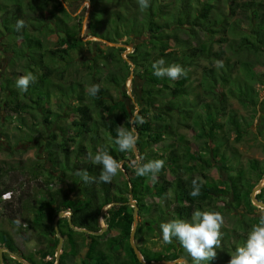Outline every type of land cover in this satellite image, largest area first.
<instances>
[{
	"label": "trees",
	"instance_id": "16d2710c",
	"mask_svg": "<svg viewBox=\"0 0 264 264\" xmlns=\"http://www.w3.org/2000/svg\"><path fill=\"white\" fill-rule=\"evenodd\" d=\"M0 1H4L0 2V23L4 36L21 41L19 46L14 44L11 49L13 54L18 52L14 59L23 61L22 75L30 71L37 77L26 93L20 92L12 80L5 79L0 88L1 106L12 113L40 116L42 125L35 124L33 128H43L45 132L47 126L52 128L60 118L49 107L52 94L56 93L59 108H68L74 118L71 128L61 126L56 131L47 132L45 142L40 144L47 154L45 164L49 162L53 170L40 166L48 181L43 183L45 187L41 188L40 194L37 193L31 208L33 217L27 220V228L21 227L20 232L26 242L36 241L43 247L40 264H56L55 255L60 240L54 223L59 213L65 210L72 211V216L71 219L62 218L58 221V232L64 240V247L68 246L69 250H64L59 264H106V261L108 264L105 246L108 241L116 239L118 243L114 247H107L115 264H141L130 245L134 227V208L129 205L130 201L139 207L140 223L135 245L148 264L178 259H186L191 264V258L187 257L177 241L174 240L168 246L161 243V223L172 219L190 221L194 210L219 211L224 217L229 210L237 213L234 228L231 232L224 231L223 240L228 243L224 260L229 262L231 253L244 244L251 226L258 222V215L254 213L257 207L253 205L250 193L264 180V162L261 164L251 160L248 163L251 172L238 166L232 173L233 161L220 151L225 146L219 136L223 130L220 120L226 115L227 94L234 96L243 106L255 109L262 102L258 103L254 86L253 98H244L242 90L237 92V87H244L243 80L234 78L237 63L228 61L221 68L205 69L199 87L194 86L192 77L199 67L200 59L211 58L214 46L226 43L228 36H237L235 40L240 49L264 53V4L257 0H150V7L141 12L137 0H90V35L110 44H118L126 39L125 44L133 47V52L125 61L122 58L125 48L108 46L104 50L97 41L90 43L92 50L85 69L89 70L91 78L86 84L87 87L100 85L98 95L93 97L87 94L85 86L77 82L67 86L56 82L67 75L70 52L78 51L84 45L77 28L67 25L68 12L64 9L66 17L52 16L55 22L40 21L32 14L36 10L43 11L50 2L62 7V2ZM19 19L25 21V27L17 31L15 25ZM242 26L249 27L250 31L238 33ZM45 32L60 35L55 49L46 47L44 39L40 37ZM94 54L96 56L93 57ZM160 59L165 61V67L179 64L187 71V77L176 81L167 77L157 78L153 75L152 65ZM130 74L142 82L137 115L143 118V124L128 123L134 115L126 102L119 105L113 103L109 86L120 85ZM208 81L211 86H207ZM260 84L264 85V78ZM219 87L224 89L222 93L218 92ZM198 88L202 89L201 96L195 94ZM102 110L109 111V117H104ZM19 122L26 126L24 119H19ZM122 125L128 129L135 127L139 135L137 154L119 151L115 140L117 129ZM233 126L231 131L240 138L244 129L236 120ZM179 129L192 130L194 140L204 144L202 151H194L186 136L178 132ZM70 132L73 133L72 137ZM166 141L171 143L162 147L161 154L154 152L156 145ZM211 144L215 147L212 148ZM98 147L106 148L110 155L122 162L124 171L119 175L127 172L128 179L121 181L118 175L110 184H86L75 175L78 169H86L89 175L99 176L100 165L90 160L83 168L80 159L89 153L94 156ZM137 155L144 158V163L156 159L165 161L158 180L135 175L130 164ZM214 160L217 162L213 163ZM213 166L226 171V180L211 182L207 179L203 170ZM33 171L35 173L36 169ZM54 171L59 172L57 176H54ZM168 172L174 176L171 181L168 180ZM5 174H8V170L0 165V219L14 222L22 215L20 207L24 197L5 178ZM193 179L202 184L201 194L195 198L189 195ZM53 181L59 183V189L51 187ZM7 193L11 194V199L3 200L2 196ZM168 194L171 195V203L164 207L162 204H167ZM72 195H76L77 199H73ZM256 198L264 202V189ZM225 200L228 201L224 203ZM218 202L224 205L218 206ZM104 209H108L102 217L106 231L101 235L72 228L71 225L90 232H100L98 219ZM113 230H118L117 236L112 235ZM145 231L150 234L149 241L143 239ZM0 232V249H8L29 263L37 264L25 257L26 254L9 232L2 229ZM30 233H34L32 239L29 238ZM143 243L153 246L161 243L164 254L150 250ZM97 251L101 253L98 257L94 255ZM217 251L219 256L221 249ZM83 252L85 255L82 256ZM218 256L213 263L211 261L212 264L218 263ZM3 263L21 264L7 253H3Z\"/></svg>",
	"mask_w": 264,
	"mask_h": 264
},
{
	"label": "rangeland",
	"instance_id": "374dc122",
	"mask_svg": "<svg viewBox=\"0 0 264 264\" xmlns=\"http://www.w3.org/2000/svg\"><path fill=\"white\" fill-rule=\"evenodd\" d=\"M60 1L62 2V7H56L52 4V2H50L46 9H43V11L36 10L34 13L32 12V14L37 19H40V21L50 20L51 22H55L56 20L53 19L52 16L58 15L60 17H66L64 9L68 12L70 16L67 18V25L68 27L77 28L80 37L83 39L84 45L82 46V48L78 49V51L76 50L70 52V62H68L70 63V66L68 67L67 75H65V78L63 80H56V82L61 84L63 83L65 86H67L69 83L73 84L77 82L78 84L85 86L84 88L86 89L88 88L86 83L91 78L90 74L88 73L89 70L85 69V66L88 65L87 62L90 58V51L92 50L90 43L97 41L98 43H100V47L104 50L107 49L108 46L125 48L126 51L122 56L125 61L128 60L127 56L133 52V47L131 45L125 44L126 39L120 41L118 44H110L90 35L89 25L90 15L92 12L90 0ZM257 1H260L264 4V0ZM0 2L4 3V1ZM1 15L2 12H0V16ZM1 28L2 25L0 23V88L2 82L7 78L12 80L13 83L16 84L17 78L22 76L21 67L23 66V61H16V59H14V56L17 55L18 52L15 51L13 54L11 50L14 44H17L19 46L21 41H14L10 39L9 36H4ZM249 31V27L242 26V28L238 30V33ZM40 37L42 38V40L44 39L46 47H49L52 50L56 48L55 44L58 38H60V35L58 33L45 32L44 35ZM235 39H237V36H228L226 37V43L216 44L214 46L213 56L209 59H200L198 63L199 67L197 70H195L192 77L194 86H198L199 83L202 82L203 72L205 69L221 68L217 67V61H221L223 66L228 61L231 63H237L238 66L234 72V78L243 80L244 82V87H237V92L239 93V90H242L245 93L243 94L244 98H249V96L253 98L254 86L255 93L258 97V103L262 102L260 103L259 107L255 109L252 106H243L238 99L227 94L225 104L226 115L220 120L223 124V130L219 134V136L222 138L220 139L222 141V145H225L222 146V149L220 150L221 153H224L231 162L233 161V164L231 163L232 173H234L235 170L238 169V166L247 168V172H251V166L248 165L249 161L251 160H256L261 164L264 162V85L260 84L264 78V53H262L260 50L258 51L240 49L237 46L238 41H236ZM96 54H94L93 57L96 56ZM59 65L60 64H58L57 66ZM62 65L64 67V64ZM133 69L134 67L131 68V71H133ZM123 83L124 86H122ZM123 83L118 86H109L113 95V103H117L119 105L121 102H126L129 111L132 112L133 115H137V111H139L141 103L142 82L140 78L134 77L133 74H130V76L126 78ZM207 86H211V82L208 81ZM222 91H224V89L222 87H219L218 92L222 93ZM201 93L202 89L198 88V90L195 91L196 95L201 96ZM68 101L72 102L71 98H68ZM57 103L58 95L56 93H53L49 107L51 108V110L58 113L60 115V118L57 122H55L52 128L51 126L46 125L48 130H45V132L43 128L38 127L39 130H35L33 128L35 124L36 126L42 125V118L40 116L12 113L9 110L3 109V106H1L0 103V165L4 169L8 170V174H5V178L10 181L13 187L19 190L17 191L18 193H23L24 202L20 207L22 215L19 217L22 225L21 227L23 229L25 228L23 227V225L27 223V220L33 217L31 208L37 195L40 194L41 188L45 187L43 183H47L48 181L47 175L43 172V169L40 168V166L42 165V167L48 169L49 171L53 170L49 162L45 164L47 154L44 152V147H41L40 144L45 142L47 138L45 137L47 132L51 133L53 131H56L61 126V128L70 127V125L72 124V120L74 119L71 116L73 113H69L70 110H68V108H59ZM102 115L107 118L109 117L110 112L102 110ZM21 118L24 119L26 126L22 125L19 122V119ZM235 120L245 131L240 138L239 136H237V134H235L234 131H231V129L234 127L233 122ZM72 131L74 132V130ZM178 132L186 136L187 140H189L192 144L194 151H202V147L204 146V144L201 143L202 141L198 142L197 140H194L195 134L192 130L179 129ZM72 134V132L69 133L70 137L73 136ZM170 143V141H166L165 143L156 145L154 148V152L161 154L162 147L169 145ZM211 147L214 148L215 145L211 144ZM80 159L83 162L81 163V167L85 168L87 166V163H89L90 161L88 156ZM215 162L217 161L214 160L213 163ZM215 166L211 168L207 167L203 170L205 175L207 176V179L211 182L226 180V171L224 170L223 172ZM197 167V169L200 170V167ZM33 169H36L35 173ZM58 173V171L53 172L54 176H57ZM167 177L169 181L173 180L174 178V176H172V174L169 172L167 174ZM128 178L129 175L127 172H124V174L118 176V179L121 181ZM156 180H158V178ZM148 182L151 183L150 181ZM52 183L53 185L51 187L54 190L60 188L59 183L57 184L55 183V181H53ZM63 187L66 189L65 186ZM72 198L77 199L76 195H72ZM166 199L167 204H162L164 207H167L168 203L171 201V195L168 194ZM156 200L159 201L158 199ZM227 201L228 200H225L224 203H226ZM224 203L218 202L217 205L223 206ZM261 211L262 210L257 207L254 213L258 215V213ZM62 212L63 218H69L71 215L69 210H65ZM237 218L238 214L233 213L231 212V210H229L225 216V224L222 228V231L231 232V230L234 228L233 225L236 222L235 220H237ZM102 222V227H106L103 220ZM21 227L17 228L15 223L12 221L0 219V231L2 229L9 232L15 240L14 242H16L21 248V251L26 254L25 257L36 262L37 264H40L43 247L36 241L26 242L22 238V236H20ZM118 233V230H113L112 235L117 236ZM28 235L30 239L34 237V233H30ZM143 239L145 241H149L150 234L145 231ZM94 240L96 242V239ZM115 243H118L117 239L110 240L108 241V243H106L105 253H107L108 256V264H115V262L113 261L114 257L112 256V253L108 252L107 250V247H114ZM144 245L152 251H158L164 254L161 243L156 244V246H153L151 243H145ZM227 246L228 243L223 240L222 247L220 248L221 254L218 256L219 258L217 264H228V262L224 260V257L227 254L225 252ZM65 249L69 250V247L66 246L64 247V250ZM100 254L101 253H98L97 251L94 255L98 257ZM83 255H85V252L82 253V256ZM213 262L214 261H212V263ZM212 263L209 262V264Z\"/></svg>",
	"mask_w": 264,
	"mask_h": 264
},
{
	"label": "clouds",
	"instance_id": "9594fccd",
	"mask_svg": "<svg viewBox=\"0 0 264 264\" xmlns=\"http://www.w3.org/2000/svg\"><path fill=\"white\" fill-rule=\"evenodd\" d=\"M141 12L150 7V0H137ZM25 27V21L19 19L15 28L17 31ZM165 61L160 59L152 65L153 75L157 78H165L176 81L181 77H187V71L179 64L164 66ZM221 61H217V67H222ZM37 77L32 72H26L16 80V88L26 93L29 86L35 83ZM100 91L99 84L90 85L86 88L87 94L95 97ZM139 122L144 123L142 117L134 115L128 123L135 125ZM139 135L135 127L125 128L123 125L117 129V138L115 140L120 152L138 153ZM89 160L93 164L100 165L101 171L98 177L89 175L86 169H78L75 175L79 176L84 183H105L110 184L122 171L123 164L109 154L106 148H97L93 156L88 154ZM144 158L137 155L132 160L131 166L137 177H149L155 181L158 174L165 166L162 159L149 160L143 162ZM202 184L197 179L192 180V191L189 195L193 198L200 196ZM3 199V198H2ZM17 228H20L21 221H14ZM225 224V217L219 211L214 210H194L190 221L183 219H172L159 225L161 232V243L171 245L177 241L183 248L187 257L191 258V264H209L217 259L218 251L222 247L224 232L222 228ZM27 228V225H23ZM48 259V258H47ZM51 259V258H50ZM48 259V260H50ZM169 264H187V260L170 261ZM228 264H264V211L258 213V222L253 224L247 233L246 240L242 246H238L230 255Z\"/></svg>",
	"mask_w": 264,
	"mask_h": 264
},
{
	"label": "water",
	"instance_id": "95a60500",
	"mask_svg": "<svg viewBox=\"0 0 264 264\" xmlns=\"http://www.w3.org/2000/svg\"><path fill=\"white\" fill-rule=\"evenodd\" d=\"M264 189V180L259 184L257 185L252 193L251 194V200H252V203L254 206L260 208V209H264V202H260L257 200L256 196ZM129 205H131L133 208H134V227L132 229V232H131V236H130V245L132 246L137 258L139 259L140 263L141 264H148L146 263V261L144 260V257L142 256V254L140 253L136 242H135V235H136V231H137V227H138V223H139V207L137 206V204L135 202H132L130 201L129 202ZM108 209H104L102 210L101 212V215L98 219V223H99V226L101 228V231L98 232V233H95V232H90L88 230H85V229H78V228H75L73 225L72 228H74L76 231H79V232H84V233H91V234H94V235H101L104 231H106V227H102L101 225V221L103 220V216L106 214ZM70 212V219H71V216H72V211H69ZM63 212L59 213V215L57 216L56 220H55V230L57 232V237L59 238L60 242L59 243V246H58V249H57V255H56V264H59L60 263V258H61V255L63 254L64 252V246H63V238L61 237V235L59 234V229H58V221L60 219H62L63 217ZM3 253H7L11 258H13L14 260L18 261L19 263L21 264H31L29 263L28 261L24 260L23 258H21L19 255L11 252L10 250L8 249H5V248H2L0 249V264H4L3 263ZM182 260H186V259H178L176 261H182ZM150 264H169V262H152ZM187 264H190L187 260Z\"/></svg>",
	"mask_w": 264,
	"mask_h": 264
},
{
	"label": "built area",
	"instance_id": "2783aa9c",
	"mask_svg": "<svg viewBox=\"0 0 264 264\" xmlns=\"http://www.w3.org/2000/svg\"><path fill=\"white\" fill-rule=\"evenodd\" d=\"M3 200H10L11 199V194L10 193H7L5 195L2 196ZM50 259V258H48Z\"/></svg>",
	"mask_w": 264,
	"mask_h": 264
},
{
	"label": "flooded vegetation",
	"instance_id": "af4514ba",
	"mask_svg": "<svg viewBox=\"0 0 264 264\" xmlns=\"http://www.w3.org/2000/svg\"><path fill=\"white\" fill-rule=\"evenodd\" d=\"M261 210H264V209H261Z\"/></svg>",
	"mask_w": 264,
	"mask_h": 264
}]
</instances>
